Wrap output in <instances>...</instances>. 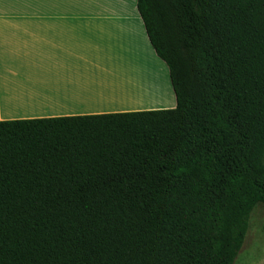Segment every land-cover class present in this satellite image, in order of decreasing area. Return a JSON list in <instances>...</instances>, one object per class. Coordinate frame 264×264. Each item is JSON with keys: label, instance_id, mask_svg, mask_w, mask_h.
<instances>
[{"label": "trees", "instance_id": "trees-1", "mask_svg": "<svg viewBox=\"0 0 264 264\" xmlns=\"http://www.w3.org/2000/svg\"><path fill=\"white\" fill-rule=\"evenodd\" d=\"M136 10L175 107L0 120V264H234L264 207V0Z\"/></svg>", "mask_w": 264, "mask_h": 264}, {"label": "crops", "instance_id": "crops-1", "mask_svg": "<svg viewBox=\"0 0 264 264\" xmlns=\"http://www.w3.org/2000/svg\"><path fill=\"white\" fill-rule=\"evenodd\" d=\"M135 9L136 0H0V120L174 108ZM124 54L128 78L117 69Z\"/></svg>", "mask_w": 264, "mask_h": 264}, {"label": "rangeland", "instance_id": "rangeland-1", "mask_svg": "<svg viewBox=\"0 0 264 264\" xmlns=\"http://www.w3.org/2000/svg\"><path fill=\"white\" fill-rule=\"evenodd\" d=\"M134 11H136V9ZM130 22L131 19L129 20V23ZM133 27L134 26H130L131 31L134 35L135 34L137 35L138 32L136 28ZM140 32H141V28H140ZM144 54L145 53H143L140 50V58L143 57L145 58ZM126 58L127 55L124 54V58H123L124 64L123 65L118 64L117 66L119 72H121L122 69V72L124 73L123 75L124 78H128L127 71H129L130 68L132 67L131 65L128 64L127 62L128 60ZM122 82L121 81L116 82L115 86H117L118 83L120 84ZM234 264H264V207L260 204L256 205L250 213L247 232L243 244L241 246V249L239 250L237 257L234 261Z\"/></svg>", "mask_w": 264, "mask_h": 264}]
</instances>
